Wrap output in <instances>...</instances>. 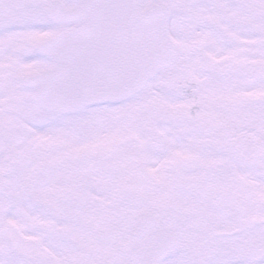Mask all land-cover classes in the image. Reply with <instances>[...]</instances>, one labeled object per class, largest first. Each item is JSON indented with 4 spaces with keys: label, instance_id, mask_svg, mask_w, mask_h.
Instances as JSON below:
<instances>
[{
    "label": "snow or ice",
    "instance_id": "obj_1",
    "mask_svg": "<svg viewBox=\"0 0 264 264\" xmlns=\"http://www.w3.org/2000/svg\"><path fill=\"white\" fill-rule=\"evenodd\" d=\"M0 264H264V0H0Z\"/></svg>",
    "mask_w": 264,
    "mask_h": 264
}]
</instances>
